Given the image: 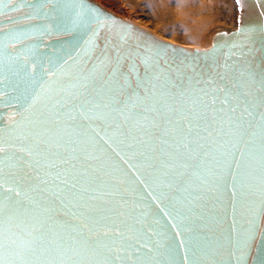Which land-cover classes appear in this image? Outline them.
Listing matches in <instances>:
<instances>
[{
    "label": "water",
    "instance_id": "water-1",
    "mask_svg": "<svg viewBox=\"0 0 264 264\" xmlns=\"http://www.w3.org/2000/svg\"><path fill=\"white\" fill-rule=\"evenodd\" d=\"M189 49L97 0H0V264H264V0Z\"/></svg>",
    "mask_w": 264,
    "mask_h": 264
},
{
    "label": "bare ground",
    "instance_id": "bare-ground-1",
    "mask_svg": "<svg viewBox=\"0 0 264 264\" xmlns=\"http://www.w3.org/2000/svg\"><path fill=\"white\" fill-rule=\"evenodd\" d=\"M124 1L127 2L128 5H130L132 10L135 9V11H136V7H140V6L150 8L151 13L153 15L152 24L157 29H159L163 34L170 35L175 38H178L180 36L184 40L190 41V42L198 41L203 37L202 31L204 30L206 25L209 23V19H207V16L210 14L211 7L213 4L212 3L213 0H207V1H204V0H124ZM234 2L236 3L235 0ZM236 8H237V4H236ZM118 15L121 16L120 14ZM237 18H238V9H237ZM133 23H136V22H133ZM237 27H238V23H237ZM150 31L160 36L161 38L167 41H170L162 37L161 35L155 33L154 31L152 30ZM227 32H231V31H227ZM215 35H213L212 40ZM212 40H211V44H212ZM189 49H195V48H189ZM200 49H203V48H200Z\"/></svg>",
    "mask_w": 264,
    "mask_h": 264
},
{
    "label": "rangeland",
    "instance_id": "rangeland-1",
    "mask_svg": "<svg viewBox=\"0 0 264 264\" xmlns=\"http://www.w3.org/2000/svg\"><path fill=\"white\" fill-rule=\"evenodd\" d=\"M114 10L124 18L146 27L162 37L183 45L188 48H206L211 45L213 35L220 31H232L237 27V8L234 0H213L210 14L207 16L209 23L202 31V38L198 41H186L180 36L178 38L163 34L152 24L153 15L147 7H136L132 10L124 0H98ZM207 1V0H204Z\"/></svg>",
    "mask_w": 264,
    "mask_h": 264
}]
</instances>
